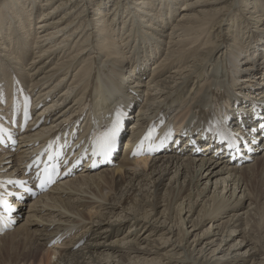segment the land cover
Listing matches in <instances>:
<instances>
[{"label":"bare ground","instance_id":"bare-ground-1","mask_svg":"<svg viewBox=\"0 0 264 264\" xmlns=\"http://www.w3.org/2000/svg\"><path fill=\"white\" fill-rule=\"evenodd\" d=\"M113 2L0 0V90L14 74L34 101L29 122L0 142V185L26 197L10 202L16 223L0 240L21 233L24 264H264V250L248 234L256 227L251 219L264 225L257 202L264 197V105L255 119L246 101L264 104V0ZM215 36L222 38L204 55L200 50ZM224 87L226 97H235L228 129L240 133L238 153L244 142L259 143L255 156L232 162L214 151L212 139L199 142L200 154L181 144L130 155L157 112L190 120ZM91 100L95 112H86L82 127L116 102L130 106L112 165L83 164L37 196L24 194L34 189L28 165L41 144ZM235 232L246 239L243 253H253L244 261L215 257L229 251L220 247ZM60 233L65 248L48 246Z\"/></svg>","mask_w":264,"mask_h":264},{"label":"rangeland","instance_id":"rangeland-1","mask_svg":"<svg viewBox=\"0 0 264 264\" xmlns=\"http://www.w3.org/2000/svg\"><path fill=\"white\" fill-rule=\"evenodd\" d=\"M67 1V0H66ZM116 2V0H114V2L113 3H115ZM114 5V4H113ZM112 5V6H113ZM62 9H65V8H62ZM252 36H248V38H251ZM221 39L222 37H217V36H215L204 48H206L207 50H204L203 51V49L204 48H202V50H200V52H203V54L206 52V51H209V49H210V46L211 45H213V44H215L216 42H217V39ZM205 55V54H204ZM203 55V56H204ZM203 56H201V54H199V55H197L193 60H192V62L190 63V66L193 64V63H196V62H200L201 61V59H202V57ZM189 66V67H190ZM188 67V68H189ZM182 71V70H181ZM179 80H181V78L179 77L178 78ZM179 80H175V82L177 83ZM175 82H173V83H169L167 86L168 87H170L169 85H173V84H175ZM180 82V81H179ZM159 96V95H158ZM158 96H156V99L158 98ZM252 186H253V189L254 190H260V185L258 186L257 185V182L255 183L254 182V180L252 181ZM255 194H259V193H255ZM262 193H260L258 196H260V197H258V203L259 204H262V207L261 208H259L260 210H258L259 211V216H260V214L261 215H263V216H261V217H263L264 218V197L261 195ZM264 194V193H263ZM262 197H263V199H262ZM257 199V198H256ZM256 200L254 199V203H257V202H255ZM263 202V203H262ZM253 205H255V204H253ZM262 209V210H261ZM261 212V213H260ZM256 218V219H255ZM254 219L256 220V222L258 221L257 219V217H255L254 216ZM24 220V218L22 219V221ZM252 221H250V223L252 224V225H256V227H257V229H255L256 227H254V228H251V229H249V236L251 237L252 235V240H253V242L257 245V248L259 247V248H261L262 250H264V225L263 224H261L262 225V229L260 228V226L258 227V225L257 224H255V222L253 221V219H251ZM21 221V222H22ZM263 221H264V219H263ZM209 225L207 224L206 226H204V227H202L199 231H200V233L206 228V227H208ZM248 227H250V226H248ZM259 228L261 229V230H259ZM254 229V230H253ZM215 231L217 230V229H214ZM263 230V231H262ZM247 231V230H246ZM259 232V233H258ZM256 233V234H255ZM20 235V236H19ZM257 236L259 237V238H257ZM21 238V239H20ZM230 238H232V239H230ZM230 238H223V239H226L227 241L226 242H223V244L221 245V247L220 248H222L223 250H229V251H227V252H224V253H216V256L215 257H221V255H223V254H225V253H228V254H230V255H228V257H232V259H234V260H241V261H244L245 260V258L248 256V255H250V254H252L253 253V250H251V251H249V250H247L245 253H243V251H245L246 249H248L247 248V245L245 244L246 243V239L245 240H242V238H241V234H238V232H235L234 233V236H231ZM25 239V238H24ZM24 239H23V236H21V233L20 234H13V235H9V236H6V237H4V238H2L1 240H0V264H4L5 262V264H10L11 262L13 263V262H15L16 260L17 261H22L23 259H25L24 257H25V250L26 249H24L23 250V245H25V242H24ZM211 239V238H210ZM210 239H208V240H210ZM221 239V238H220ZM21 240V241H20ZM23 241V242H22ZM24 243V244H23ZM258 243V244H257ZM223 245H224V247H223ZM234 245V246H233ZM229 246H232V247H229ZM17 248V249H16ZM21 250H20V249ZM13 250V251H11V250ZM22 251H24L23 253H22ZM9 253H11L10 255H9ZM16 254H17V256H16ZM23 254V255H22ZM243 254H245L244 255V257H243ZM22 255V256H21ZM133 255H135V254H133ZM20 256H21V258H20ZM261 257V256H260ZM19 258V259H18ZM9 259H10V261H9ZM259 259V258H258ZM260 260H264V259H260ZM3 261H4V263H3ZM24 261H22V262H18V263H22V264H24L23 263ZM11 263V264H12ZM251 263V260H249V261H247V264H250ZM222 264H227V263H222Z\"/></svg>","mask_w":264,"mask_h":264},{"label":"snow or ice","instance_id":"snow-or-ice-1","mask_svg":"<svg viewBox=\"0 0 264 264\" xmlns=\"http://www.w3.org/2000/svg\"><path fill=\"white\" fill-rule=\"evenodd\" d=\"M119 124H120V117L119 113L115 115V118L111 121V124L105 129L104 132H102L94 142V154H107L111 151V149L115 145L116 136L119 130ZM2 131V129H0ZM139 147V146H138ZM134 155L138 154L137 152L133 153ZM59 155V153H57ZM54 169H48L45 168L44 172L46 174V178L48 182H51V172ZM13 181H9V183H12ZM43 182V180H42ZM0 203H2L5 207V210H10L6 204V202H3L0 200Z\"/></svg>","mask_w":264,"mask_h":264}]
</instances>
